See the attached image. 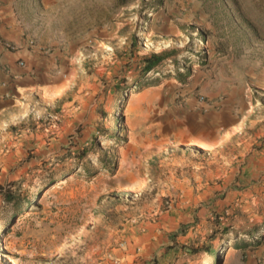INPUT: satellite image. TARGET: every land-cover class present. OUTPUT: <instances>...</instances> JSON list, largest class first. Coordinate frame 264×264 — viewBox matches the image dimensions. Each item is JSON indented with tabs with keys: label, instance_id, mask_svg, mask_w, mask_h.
I'll return each instance as SVG.
<instances>
[{
	"label": "rangeland",
	"instance_id": "obj_1",
	"mask_svg": "<svg viewBox=\"0 0 264 264\" xmlns=\"http://www.w3.org/2000/svg\"><path fill=\"white\" fill-rule=\"evenodd\" d=\"M1 36L64 92L3 118L0 264H123L141 237L158 248L140 264H264V0H0ZM158 98L151 115L233 126L214 149L159 153L135 128Z\"/></svg>",
	"mask_w": 264,
	"mask_h": 264
},
{
	"label": "crops",
	"instance_id": "obj_2",
	"mask_svg": "<svg viewBox=\"0 0 264 264\" xmlns=\"http://www.w3.org/2000/svg\"><path fill=\"white\" fill-rule=\"evenodd\" d=\"M1 37L0 40L9 39L8 36ZM19 59L27 62V69L17 67L16 62ZM38 64V58L27 48L11 52L0 43V128L4 124L3 118L9 112L18 111L17 106L23 107L25 99L28 102L41 103L64 92L61 79L51 75L53 66L47 65L51 73L47 74ZM29 70L31 74L28 73ZM157 102H161L159 98L155 102L142 100L135 128L142 130L149 125L153 126L157 134L154 143L159 153L190 147L198 150L214 149L225 141L221 128L223 126L228 128L234 123L226 112L220 115L218 113L198 115L191 113L187 108H180L178 111L159 108L151 115L152 106L155 107ZM122 163L124 164L125 160H122ZM132 240L133 243H127L125 255H122L123 264H132L137 248L140 258L135 260L134 264L147 262L158 248L152 237Z\"/></svg>",
	"mask_w": 264,
	"mask_h": 264
},
{
	"label": "trees",
	"instance_id": "obj_3",
	"mask_svg": "<svg viewBox=\"0 0 264 264\" xmlns=\"http://www.w3.org/2000/svg\"><path fill=\"white\" fill-rule=\"evenodd\" d=\"M165 59V56L164 55H152V56H149V57H145L143 60H144V70L145 71H150L152 70L154 67H156L160 62H162L163 60ZM0 193H3L4 195V199L7 203H11L12 202V196L10 195L9 192L7 191H2L0 190ZM257 231V227H254L252 230L248 231L245 233V236L246 237H251L255 232ZM258 244V241L255 242V244ZM194 248L191 247V246H188L186 248V251H193ZM212 252V248H209L207 250V254L211 253Z\"/></svg>",
	"mask_w": 264,
	"mask_h": 264
},
{
	"label": "built area",
	"instance_id": "obj_4",
	"mask_svg": "<svg viewBox=\"0 0 264 264\" xmlns=\"http://www.w3.org/2000/svg\"><path fill=\"white\" fill-rule=\"evenodd\" d=\"M2 45H3V47H4L6 50H8V51L13 52V51L15 50L14 46H13L12 44H10V43H4V44H2ZM16 65H17V67L20 68V69H25L26 66H27L26 62H25L24 60H22V59L17 60ZM198 102H199L200 104H205V107H207L208 109H209V108H216V107H218V104H217V103H211V102H209V101H208L204 96H202V95L199 96V98H198Z\"/></svg>",
	"mask_w": 264,
	"mask_h": 264
},
{
	"label": "bare ground",
	"instance_id": "obj_5",
	"mask_svg": "<svg viewBox=\"0 0 264 264\" xmlns=\"http://www.w3.org/2000/svg\"><path fill=\"white\" fill-rule=\"evenodd\" d=\"M131 96H132V94L130 93V97ZM58 182H59V184H62V183H60L61 182L60 180H57V181L54 182V184L52 186H56V184H58ZM55 188H58V186L52 187L51 188V191L55 190ZM6 260H8V259H6ZM8 264H10V262H8Z\"/></svg>",
	"mask_w": 264,
	"mask_h": 264
}]
</instances>
